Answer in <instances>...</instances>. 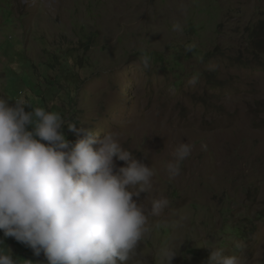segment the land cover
<instances>
[{"label": "rangeland", "instance_id": "rangeland-1", "mask_svg": "<svg viewBox=\"0 0 264 264\" xmlns=\"http://www.w3.org/2000/svg\"><path fill=\"white\" fill-rule=\"evenodd\" d=\"M263 35L264 0H0V97L58 113L69 142L70 124L117 133L154 170L133 199L169 204L129 264H165L162 248L171 264H208L217 248L264 264ZM181 142L193 148L169 178ZM0 239L17 264H47Z\"/></svg>", "mask_w": 264, "mask_h": 264}, {"label": "clouds", "instance_id": "clouds-1", "mask_svg": "<svg viewBox=\"0 0 264 264\" xmlns=\"http://www.w3.org/2000/svg\"><path fill=\"white\" fill-rule=\"evenodd\" d=\"M173 29L182 31L178 22ZM194 47L189 44L186 50ZM149 60L142 55L145 67ZM196 82V77L189 81ZM26 106L23 99L10 104L0 97L3 237L25 245L36 257L43 254L47 264H129L150 231L149 216L161 215L169 204L167 198L153 199L146 209L133 199L151 191L154 170L134 158L117 133L101 138L87 127L70 124L68 130L78 139L69 142L60 131L64 121L58 113L40 107L26 112ZM192 148L184 142L174 147L165 164L169 178L179 175ZM114 158L125 166L116 168ZM175 255L169 248L160 250L165 264ZM0 264H17L10 249L0 248ZM208 264L243 260L217 248L210 249Z\"/></svg>", "mask_w": 264, "mask_h": 264}, {"label": "trees", "instance_id": "trees-1", "mask_svg": "<svg viewBox=\"0 0 264 264\" xmlns=\"http://www.w3.org/2000/svg\"><path fill=\"white\" fill-rule=\"evenodd\" d=\"M262 37V42L257 44L258 48H264V35ZM262 52H264V50Z\"/></svg>", "mask_w": 264, "mask_h": 264}]
</instances>
